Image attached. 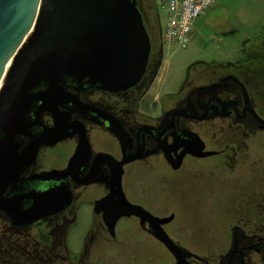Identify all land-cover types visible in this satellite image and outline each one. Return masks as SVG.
Returning a JSON list of instances; mask_svg holds the SVG:
<instances>
[{"label": "flooded vegetation", "instance_id": "af4514ba", "mask_svg": "<svg viewBox=\"0 0 264 264\" xmlns=\"http://www.w3.org/2000/svg\"><path fill=\"white\" fill-rule=\"evenodd\" d=\"M151 41L153 51L152 37ZM161 54L162 49L159 58ZM151 56L149 63L152 61ZM231 65L213 63L208 67L212 69L210 72L194 65L192 74L188 72L173 91L165 90L158 94L152 99L150 107H145L144 101L154 81L142 89L139 85L143 79L136 86L118 92L96 87L77 90L69 86L66 89L70 95L62 98L57 105L54 104V110L41 111L43 101L33 102L26 113L31 124L29 133L17 137L20 142L19 154L31 148L36 138L48 129L59 128L60 134L71 135L55 144L40 146L35 161L23 168L20 178L25 180L52 169L64 171L74 159L71 169L61 179L58 204L62 208L28 224H17L14 218L0 211L14 227L42 225L49 218L62 219L73 213L75 218L67 224L68 229L79 226L80 221V228L86 226L93 229L99 221L102 230L115 239L119 223L131 219L144 233L164 245L154 235L149 220L123 214L127 206L122 197L124 193L131 203L144 207L154 216L175 215H159L130 198L127 190L128 167L150 164L169 168L174 174H185L191 170L188 167L192 160L200 161L226 154L227 150L221 148L217 140V130L205 138L196 128L204 123L225 122L243 127L253 134L263 132L264 127L250 112V108H254L264 119L258 110L261 100L255 97L248 81L241 78L237 71L227 70L226 74L223 73L224 69L221 71L222 67ZM200 70L206 73L198 78L196 75ZM192 77L198 79H193L195 82L202 83L191 85ZM242 84L247 88V95ZM63 145L66 149L62 148ZM57 149H60L59 153L66 150L65 158L62 153L58 157V161H64V165L46 167L45 159ZM199 151L213 153L207 156L194 154ZM93 190L97 194L91 198L89 193ZM223 203L224 211L230 216L231 226L220 233L221 237L226 238L227 245L221 247L218 255H202L201 251L181 246L168 229L175 217L164 224V229L187 251L186 259L190 264H264V191H250L247 187V191L241 190L224 198ZM172 259L174 261L170 264L176 262L174 255Z\"/></svg>", "mask_w": 264, "mask_h": 264}, {"label": "rangeland", "instance_id": "374dc122", "mask_svg": "<svg viewBox=\"0 0 264 264\" xmlns=\"http://www.w3.org/2000/svg\"><path fill=\"white\" fill-rule=\"evenodd\" d=\"M139 1L154 39L152 61L139 85L144 89L154 81L144 101L145 107H150L152 99L163 91H173L188 72L193 73L194 65L210 72L212 69L208 67L213 63L232 64L219 68L225 70L224 74L227 70L237 71L248 81L255 97L264 101V64L256 67L234 64L243 57V48L254 53L264 48V0H221L224 8L212 19L200 18L201 26L197 24L186 47L163 42L161 27L164 28L167 18L163 0ZM201 70L196 75L198 78L206 73ZM193 79L198 80L192 77L191 85L202 83ZM261 102L258 110L264 116ZM196 128L205 138L217 130L219 145L227 153L192 160L188 167L191 170L185 174H174L169 168L150 164L130 166L127 190L132 200L159 215L175 213L168 229L181 246L201 251L202 255H218L221 247L227 245L220 233L231 226L230 216L224 211V198L247 191V187L250 191H264V131L253 134L225 122L204 123ZM60 149L45 159L46 167L64 165L58 157L62 153L65 158L66 150L59 153ZM93 192L89 193L91 198L97 194ZM74 218L72 213L62 219L49 218L42 225L14 227L0 211V264H170L174 261L172 253L144 233L135 220L121 221L115 239L102 230L98 220L93 229L80 228L81 221L79 226L68 229L67 224Z\"/></svg>", "mask_w": 264, "mask_h": 264}, {"label": "water", "instance_id": "95a60500", "mask_svg": "<svg viewBox=\"0 0 264 264\" xmlns=\"http://www.w3.org/2000/svg\"><path fill=\"white\" fill-rule=\"evenodd\" d=\"M151 52V37L137 0H0V81L12 60L0 89L1 211L17 224H28L62 208L58 204L61 179L74 159L64 171L52 169L20 178L40 146L71 135L48 129L19 154L17 137L29 133L26 113L32 103L42 100L41 111L54 110V104L70 95L69 86L128 90L143 79ZM250 112L264 127L255 109ZM122 197L127 203L123 214L149 220L156 238L175 256L174 264H190L187 251L164 229L174 214L154 216L124 193Z\"/></svg>", "mask_w": 264, "mask_h": 264}, {"label": "built area", "instance_id": "2783aa9c", "mask_svg": "<svg viewBox=\"0 0 264 264\" xmlns=\"http://www.w3.org/2000/svg\"><path fill=\"white\" fill-rule=\"evenodd\" d=\"M218 0H163L166 22L163 39L186 47L192 40L198 20Z\"/></svg>", "mask_w": 264, "mask_h": 264}, {"label": "trees", "instance_id": "16d2710c", "mask_svg": "<svg viewBox=\"0 0 264 264\" xmlns=\"http://www.w3.org/2000/svg\"><path fill=\"white\" fill-rule=\"evenodd\" d=\"M262 36H263L262 40H263V47H264V30H263ZM235 64L249 65L252 67H256L257 65L262 66L264 64V48L260 49L259 52L257 53L247 50L246 47L243 48V57L240 60H238ZM158 67H159V63L156 65L157 71H158ZM156 70L155 72H157ZM154 77H152L151 81L154 79Z\"/></svg>", "mask_w": 264, "mask_h": 264}, {"label": "crops", "instance_id": "0c3cea01", "mask_svg": "<svg viewBox=\"0 0 264 264\" xmlns=\"http://www.w3.org/2000/svg\"><path fill=\"white\" fill-rule=\"evenodd\" d=\"M142 1L145 2V0H141V2ZM220 1L221 0H218V2L206 14L202 15L200 18L202 19V18L205 17V20L212 19V17L217 14V12H218L219 9L224 8L223 5H220ZM138 2H139V7H140V9H141V11H142V13L144 15V12H143V10H142V8L140 6V1L138 0ZM144 17H145V15H144ZM199 20H198L197 24H199V26H201V21L199 22ZM161 31H162V27H161Z\"/></svg>", "mask_w": 264, "mask_h": 264}, {"label": "bare ground", "instance_id": "6f19581e", "mask_svg": "<svg viewBox=\"0 0 264 264\" xmlns=\"http://www.w3.org/2000/svg\"><path fill=\"white\" fill-rule=\"evenodd\" d=\"M11 64H12V60L10 61L9 65H8V68L10 67ZM8 68H7V71H8ZM7 71H6V73H7ZM6 73L4 74L2 80L0 81V89L2 88V85H3L4 81H5Z\"/></svg>", "mask_w": 264, "mask_h": 264}]
</instances>
